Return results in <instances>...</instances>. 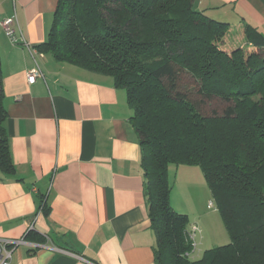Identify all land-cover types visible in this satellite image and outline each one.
<instances>
[{"label":"trees","instance_id":"obj_1","mask_svg":"<svg viewBox=\"0 0 264 264\" xmlns=\"http://www.w3.org/2000/svg\"><path fill=\"white\" fill-rule=\"evenodd\" d=\"M193 1L57 0L48 36L35 48L110 76L125 91L157 264H264V40L244 24L238 46L228 39L230 23ZM2 99L0 71V172L13 176ZM213 99L223 103L209 111ZM170 163L200 169L227 244L185 254L195 248L188 215L170 202ZM38 210L49 211L45 195Z\"/></svg>","mask_w":264,"mask_h":264},{"label":"crops","instance_id":"obj_2","mask_svg":"<svg viewBox=\"0 0 264 264\" xmlns=\"http://www.w3.org/2000/svg\"><path fill=\"white\" fill-rule=\"evenodd\" d=\"M56 4L0 0V20L15 15V34L33 49L46 40ZM193 4L230 23L228 39L234 29L248 24L264 40V0ZM34 60L42 77L28 83ZM0 69L3 126L16 170L13 176L0 172V237L27 242L13 251L9 264H90L86 258L98 264H157L138 137L125 91L110 76L55 61L49 53L32 57L25 44L12 43L1 27ZM201 191L206 201L202 209L183 213L189 226L200 230L196 245L205 248L219 245L222 237L202 234L203 220L214 209L208 206L211 193L203 177ZM41 194L47 214L38 210ZM170 202L175 208L172 189ZM62 247L73 254L57 249Z\"/></svg>","mask_w":264,"mask_h":264},{"label":"rangeland","instance_id":"obj_3","mask_svg":"<svg viewBox=\"0 0 264 264\" xmlns=\"http://www.w3.org/2000/svg\"><path fill=\"white\" fill-rule=\"evenodd\" d=\"M236 31H232L234 40L237 42L238 46H245L244 35L242 29H234ZM236 35V36H235ZM230 36V37H231ZM243 36V39H242ZM230 44V45H229ZM233 43H227V46H224L225 49L228 47H233ZM223 102L220 99H213L207 101L206 107L209 111H213L217 109V107ZM167 174L168 180L171 184V189L173 190V201L175 203V210L177 211H188V213H192L193 211H200L202 209V204H206L204 202V195L201 191L202 186V173L197 166H189V165H176L170 163L167 166ZM209 199L213 202L214 209H211L212 212L208 218V220H203L205 224H203V233L207 237H222V240H218L217 244H227L229 242V237L222 225H220L219 213L216 210V206L214 204V200L212 196H209ZM185 213V212H184ZM186 214V213H185ZM219 216V217H218ZM205 226V228H204ZM220 228V233H215L216 230ZM222 228V229H221ZM222 234V235H221ZM197 236H199L197 234ZM196 236V240L197 239ZM212 246H207L203 248V246L196 245L195 251L191 253L190 258H196L198 255H201V252L204 249L210 248ZM203 249V250H201Z\"/></svg>","mask_w":264,"mask_h":264},{"label":"built area","instance_id":"obj_4","mask_svg":"<svg viewBox=\"0 0 264 264\" xmlns=\"http://www.w3.org/2000/svg\"><path fill=\"white\" fill-rule=\"evenodd\" d=\"M15 22L17 23L16 17L15 15H12V16L1 19L0 27L3 29V31L5 32V34L8 36V38L10 39L12 43L22 42L23 44H25L28 47L32 57H34L35 55L42 56L43 55L42 52L37 51V49L35 48L33 49L30 48L28 44L24 41L22 36H17L15 34V30H16ZM26 75H27L26 80L28 83H32L36 79V77H39V76L42 77V71L38 63L36 62V60H34L33 67L27 71ZM208 206L209 207L212 206L211 201L208 202ZM31 228H32V225L29 224L28 229H31ZM198 233H200L199 228L196 225L192 224L190 228L188 229V238L191 241L192 250L196 246V236ZM24 243H27L24 240V237L17 238V239L0 237V264H9L13 251L19 245L24 244ZM57 249L64 253L73 254L72 252L68 250H64L60 248H57ZM185 254L188 255V252H186Z\"/></svg>","mask_w":264,"mask_h":264}]
</instances>
